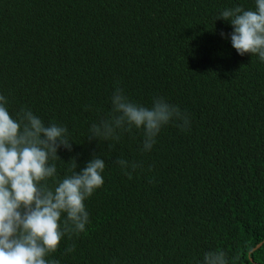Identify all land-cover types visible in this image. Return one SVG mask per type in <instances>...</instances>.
I'll return each mask as SVG.
<instances>
[{
	"label": "trees",
	"instance_id": "obj_1",
	"mask_svg": "<svg viewBox=\"0 0 264 264\" xmlns=\"http://www.w3.org/2000/svg\"><path fill=\"white\" fill-rule=\"evenodd\" d=\"M237 5L254 0H0L10 113L67 127L73 151L58 153L60 178L94 155L106 161L87 230L66 235L51 259L199 264L222 250L229 264H264V63L239 56L220 36L231 25L216 21ZM117 87L144 106L167 99L190 128L164 127L150 153L136 130L112 151L88 141ZM118 157L138 164L131 176Z\"/></svg>",
	"mask_w": 264,
	"mask_h": 264
},
{
	"label": "clouds",
	"instance_id": "obj_2",
	"mask_svg": "<svg viewBox=\"0 0 264 264\" xmlns=\"http://www.w3.org/2000/svg\"><path fill=\"white\" fill-rule=\"evenodd\" d=\"M217 20L231 25L232 31L220 36L239 56L250 54L264 63V0H254V9L225 8ZM108 102L110 111L87 130V140L106 144L108 151L136 130L142 133L141 151L150 153L164 127L176 124L187 131L191 126L188 114L163 97L144 106L117 87ZM7 105L0 94V264H59L51 257L65 236L84 233L90 224L86 201L104 185L106 161L94 155L60 178L58 153L73 151L67 127L46 125L28 109L13 116ZM114 162L129 176L138 168L122 157ZM199 264H229V259L222 250H209Z\"/></svg>",
	"mask_w": 264,
	"mask_h": 264
},
{
	"label": "water",
	"instance_id": "obj_3",
	"mask_svg": "<svg viewBox=\"0 0 264 264\" xmlns=\"http://www.w3.org/2000/svg\"><path fill=\"white\" fill-rule=\"evenodd\" d=\"M260 246H261V245H260ZM260 246H258V248H259Z\"/></svg>",
	"mask_w": 264,
	"mask_h": 264
}]
</instances>
